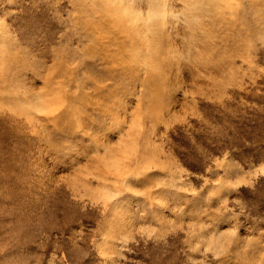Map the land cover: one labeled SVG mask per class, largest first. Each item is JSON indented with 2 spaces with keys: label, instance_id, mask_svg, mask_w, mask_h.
I'll return each mask as SVG.
<instances>
[{
  "label": "rangeland",
  "instance_id": "obj_1",
  "mask_svg": "<svg viewBox=\"0 0 264 264\" xmlns=\"http://www.w3.org/2000/svg\"><path fill=\"white\" fill-rule=\"evenodd\" d=\"M0 264H264V0H0Z\"/></svg>",
  "mask_w": 264,
  "mask_h": 264
},
{
  "label": "bare ground",
  "instance_id": "obj_2",
  "mask_svg": "<svg viewBox=\"0 0 264 264\" xmlns=\"http://www.w3.org/2000/svg\"><path fill=\"white\" fill-rule=\"evenodd\" d=\"M111 8L109 9V12H110V10H112L111 12H119V13H121L120 11H124V13H126V15H128L129 16V18L133 21V19L134 18H136L137 16H138V14L136 13V11H135V9L134 8H132V5H129L127 8H124V7H117V8H113L112 6H110ZM114 14V13H113ZM113 14H111L112 16H113ZM122 15H124V14H122ZM118 17V16H117ZM122 16H120V17H118L117 19H116V21H117V23L118 24H120L121 25V23H122V21H123V19L121 18ZM133 18V19H132ZM131 21V22H132ZM119 26V25H118Z\"/></svg>",
  "mask_w": 264,
  "mask_h": 264
}]
</instances>
